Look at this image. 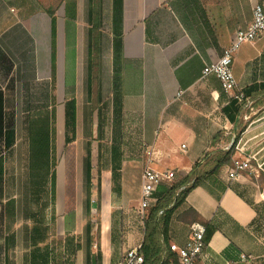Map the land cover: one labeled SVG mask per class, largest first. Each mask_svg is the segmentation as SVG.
Wrapping results in <instances>:
<instances>
[{"label":"crops","instance_id":"obj_1","mask_svg":"<svg viewBox=\"0 0 264 264\" xmlns=\"http://www.w3.org/2000/svg\"><path fill=\"white\" fill-rule=\"evenodd\" d=\"M66 2H75V10ZM49 3L0 0V93L4 127L13 124L8 130L10 148L5 146L6 133L0 140V159L19 143L18 129L26 126V114L45 110L47 129L50 126L52 35L51 19L45 12ZM262 3L264 0L61 3L55 56L56 152L69 140L76 165L78 161L85 165L86 179L82 183L76 177L74 203L66 210L65 168L57 164L54 216L58 235L63 237L66 264H89L93 257H98L99 264H117L134 249L143 255L142 264H179L178 255L169 247H182L189 240L192 224L178 216L190 208L212 227L204 252L194 264H264V205L260 204L264 195L260 193L257 200L259 187L249 179V174L258 177L264 173L262 167L256 169L264 155L256 149L264 142V36L242 44L233 59L234 94L243 92L244 101L225 93L214 75L202 76L204 67L219 60L235 34L251 24L254 7ZM92 12L99 18L100 30L89 51ZM93 58L96 67L91 71ZM116 88L122 92L117 112L137 116L132 132L127 122L113 126L111 114L116 107L111 96ZM108 98L111 102L103 104ZM69 103H74L73 123L67 120ZM72 111L70 108L69 113ZM11 114L12 122L7 117ZM234 143L233 161L254 157L253 170L230 179L232 162L202 180L174 213L167 242L160 238L159 251L154 254L150 249L145 255L141 247L146 229L140 214L142 170L148 161L145 146L154 149L150 163L154 169L186 176L198 163L201 174L209 171L216 157ZM83 163H79L81 171ZM94 172L98 185L92 183ZM172 183L156 188L157 201ZM95 211L99 214L96 225ZM242 255L249 256L248 261ZM4 262L8 264V259Z\"/></svg>","mask_w":264,"mask_h":264},{"label":"rangeland","instance_id":"obj_2","mask_svg":"<svg viewBox=\"0 0 264 264\" xmlns=\"http://www.w3.org/2000/svg\"><path fill=\"white\" fill-rule=\"evenodd\" d=\"M55 1L50 0L48 7L55 5ZM108 35L109 33H105L106 38ZM113 83L117 84L118 81L115 80ZM44 97H42L43 100ZM111 97L112 105L115 103L116 107V112L111 114L114 116L113 126L127 122L130 124L128 129L131 131L138 121L137 116L117 112V105L122 101V92L118 93L117 88ZM111 101L108 98L102 103L107 105ZM37 112L36 115L33 113L25 115L26 126L18 129L21 133L19 143L0 159V264H5V258L8 259V264H66L63 254V237L58 235L56 221L55 224L53 222L51 164L54 158L57 164L61 163L65 168L66 210H70L68 205L72 206L74 203L75 195L72 189L76 184V177L78 181L82 178V183L86 182L85 165L78 161L80 164L83 163L82 171L79 163L76 165L72 145L66 141L56 152V136L52 132L54 123H52L50 111L47 115L50 116L48 129L45 110L41 109ZM105 115L106 112L103 118ZM97 119L99 122L102 120L98 113ZM110 131L112 132L113 129ZM69 132L67 135L71 136V130ZM96 134L100 137L99 131H96ZM256 149L264 154V142H260ZM258 163L264 170V155ZM256 168H259L257 164ZM249 179L259 187V193H256L259 200L260 193L264 195L263 171L258 177L249 174ZM92 183L98 185L95 172ZM260 204L264 205V201ZM98 217L99 214L95 211L92 217L95 225L99 223ZM34 228H38L37 234H34ZM98 229L100 230L99 226L95 230L96 234Z\"/></svg>","mask_w":264,"mask_h":264},{"label":"trees","instance_id":"obj_3","mask_svg":"<svg viewBox=\"0 0 264 264\" xmlns=\"http://www.w3.org/2000/svg\"><path fill=\"white\" fill-rule=\"evenodd\" d=\"M66 0H56L55 5L51 7H46L45 12L49 15L51 19V35H52V64H51V81H52V99H51V110H52V122L54 123L53 127V134L55 135V120H56V110H55V104H56V98L54 95L55 90V81H56V29H57V10L58 7L61 5V3L65 2ZM67 6H72V8L75 10V2H66ZM75 13V11H74ZM76 16L73 14L72 18L74 19ZM90 30H89V51L92 50L94 45V40L96 39L98 32L100 30L99 25V18L93 14V12L90 14ZM11 65H8V70L10 71ZM96 67V60L95 58L90 60V70L93 71V69ZM93 84V81H92ZM91 93L93 94V89H91ZM72 106V107H71ZM70 108L73 110L71 113H69ZM9 118V121L12 122L13 120V114L7 115ZM67 120L68 122L72 123L75 120V112H74V103L67 105ZM12 123L7 124V127H4V113H3V98L2 93H0V140L4 137L6 133V141L7 144H5L6 148L9 149L11 146L10 139L11 134L8 132V130H11L13 128ZM69 142V140H67ZM235 143L232 145L231 149L227 151L226 153H223L216 157V160L214 164L212 165L211 169L209 171H206L204 173H200L198 171L199 163L195 165L193 171L191 174L182 176L181 174H176L175 180L172 183L171 187L168 189L167 193L163 198L157 201L154 207L150 208L144 218V224L146 229V235H145V241L141 247V251L144 252L146 255L147 252L151 249V253L156 254L158 252V243L160 241V238H163L164 241L167 242L168 239V232H169V225L170 221L174 215V213L182 206V204L185 202L187 196L189 193L197 187L200 182L204 179H207L215 174L218 173V171L226 165H232L233 158L232 155L235 150ZM55 147L53 148V150ZM52 172H51V202H52V208H55V202H56V181H57V174H56V159L52 161L51 164ZM88 177L90 178V165L88 164ZM184 187L183 190L180 191V188ZM178 219L183 222L187 223H200L203 224L206 228L205 232V243H207L211 237L212 233V227L210 226V222L204 221L200 218L198 213L190 208L184 213L180 214L178 216ZM53 222L55 224V216L53 217ZM38 228H34V234L38 233ZM35 241V237L33 238ZM152 250H154L152 252ZM89 264H99L98 257H93L91 261H89Z\"/></svg>","mask_w":264,"mask_h":264},{"label":"built area","instance_id":"obj_4","mask_svg":"<svg viewBox=\"0 0 264 264\" xmlns=\"http://www.w3.org/2000/svg\"><path fill=\"white\" fill-rule=\"evenodd\" d=\"M264 36V3L257 4L253 11V21L251 24L243 29L239 30L230 46L224 51L223 55L218 61L206 65L203 69L202 76L206 77L214 75L220 82V85L225 93L233 94V98L239 102L245 100V94L238 92L234 94L237 87L234 74L232 72V63L234 56L240 46L244 43H255ZM181 93L178 94V96ZM232 146L228 147V150ZM184 148V146H182ZM145 155L148 157V161L143 168L142 172V190H141V202H140V214L144 220L148 210L155 206L157 199L154 196L156 188L163 183H172L175 180L176 172L174 171H159L154 169L151 163V157L154 155V149L152 146H145ZM254 157H247L244 160H234L233 167L229 171V178L235 179L240 172L245 170H253L252 160ZM256 168L260 170L261 167ZM172 185V184H171ZM184 187L180 188V191ZM205 232L206 228L203 224L193 223L190 226V237L186 244L182 247L171 245L169 249L175 252L179 258V264H194L202 255L205 249ZM249 256L242 255L243 261H248ZM143 255L140 250L134 249L124 254L117 264H142Z\"/></svg>","mask_w":264,"mask_h":264}]
</instances>
